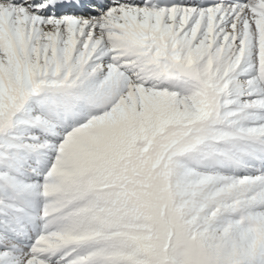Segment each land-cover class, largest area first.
I'll use <instances>...</instances> for the list:
<instances>
[{"label":"snow or ice","instance_id":"snow-or-ice-1","mask_svg":"<svg viewBox=\"0 0 264 264\" xmlns=\"http://www.w3.org/2000/svg\"><path fill=\"white\" fill-rule=\"evenodd\" d=\"M0 264H264V0H0Z\"/></svg>","mask_w":264,"mask_h":264}]
</instances>
